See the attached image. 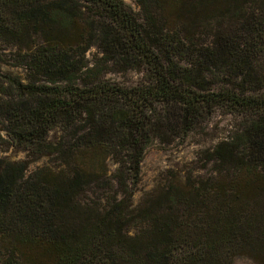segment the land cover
<instances>
[{
  "label": "trees",
  "instance_id": "obj_1",
  "mask_svg": "<svg viewBox=\"0 0 264 264\" xmlns=\"http://www.w3.org/2000/svg\"><path fill=\"white\" fill-rule=\"evenodd\" d=\"M135 1L0 0V63L26 71L0 73L1 131L27 158H0V264H264V0ZM217 111L237 123L209 176L134 205L145 149Z\"/></svg>",
  "mask_w": 264,
  "mask_h": 264
},
{
  "label": "rangeland",
  "instance_id": "obj_2",
  "mask_svg": "<svg viewBox=\"0 0 264 264\" xmlns=\"http://www.w3.org/2000/svg\"><path fill=\"white\" fill-rule=\"evenodd\" d=\"M134 13L139 12L135 0H122ZM9 51L6 50L5 53ZM95 54V49L87 53V58L91 59ZM8 59V60H7ZM7 62L0 63V73H12L25 78L26 71L23 67L15 66L10 57L6 58ZM110 78L125 84L133 83L139 77L137 74L128 73L124 76L109 75ZM237 121L234 117L223 112H215L209 121L204 125L203 131L195 132L185 139H174L168 144H161L154 141L144 151L141 163L140 182L137 186V192L133 197L134 205L138 204L141 199L147 198L154 190L168 185V182L177 177L179 180L186 178H195L196 176H209L210 166L206 165L203 160L202 152L211 149L218 142L226 139L234 130ZM2 129L0 120V158H6L9 161H24L26 154L10 146ZM58 135L52 132L50 137ZM49 159H42L29 164L26 175H29L36 168L42 165H49ZM204 167V168H203ZM147 200V199H146ZM137 233V228H129V235ZM234 264H255L246 258H237Z\"/></svg>",
  "mask_w": 264,
  "mask_h": 264
}]
</instances>
